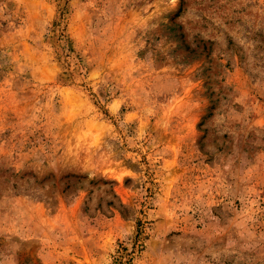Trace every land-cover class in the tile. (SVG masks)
Wrapping results in <instances>:
<instances>
[{
  "label": "rangeland",
  "instance_id": "obj_1",
  "mask_svg": "<svg viewBox=\"0 0 264 264\" xmlns=\"http://www.w3.org/2000/svg\"><path fill=\"white\" fill-rule=\"evenodd\" d=\"M0 264H264V0H0Z\"/></svg>",
  "mask_w": 264,
  "mask_h": 264
},
{
  "label": "snow or ice",
  "instance_id": "obj_2",
  "mask_svg": "<svg viewBox=\"0 0 264 264\" xmlns=\"http://www.w3.org/2000/svg\"><path fill=\"white\" fill-rule=\"evenodd\" d=\"M178 15V14H177Z\"/></svg>",
  "mask_w": 264,
  "mask_h": 264
}]
</instances>
